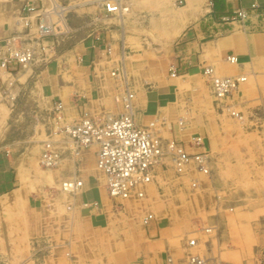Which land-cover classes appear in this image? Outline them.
I'll return each mask as SVG.
<instances>
[{
  "label": "crops",
  "instance_id": "crops-1",
  "mask_svg": "<svg viewBox=\"0 0 264 264\" xmlns=\"http://www.w3.org/2000/svg\"><path fill=\"white\" fill-rule=\"evenodd\" d=\"M56 1L69 7L71 31L41 38L52 0H0V57L35 53L27 68H0V209L32 205L18 244L0 226L9 250L0 264H29L12 252L27 249L28 237L55 245L40 264H166L169 256L184 264L189 254L255 264L251 250L264 247V0H131L121 15L93 0ZM239 10L249 14L244 25L221 21ZM207 67L246 76L232 96L243 124L217 114ZM127 90L137 123L159 120L165 142L208 155L210 174L192 164L179 176L169 160L130 198L109 195L98 146L75 155L65 128L122 115ZM46 152L58 156L55 166L40 165ZM69 180L82 182L76 193L62 191Z\"/></svg>",
  "mask_w": 264,
  "mask_h": 264
},
{
  "label": "built area",
  "instance_id": "built-area-1",
  "mask_svg": "<svg viewBox=\"0 0 264 264\" xmlns=\"http://www.w3.org/2000/svg\"><path fill=\"white\" fill-rule=\"evenodd\" d=\"M131 0H102L101 8L109 15H121L124 4ZM258 10V5L253 6ZM38 9L28 5L29 13ZM70 9L67 5L53 0L51 6L40 16L37 31L41 38L59 36L71 31L68 20ZM264 18V12L261 13ZM245 10H239L233 17H223L222 22L229 24L238 21L244 25L248 19ZM32 48H19L5 57H0V68L7 71H15L27 68L34 60ZM231 64H237L238 58L231 54L226 57ZM204 77L207 80L214 96V105L219 113L227 114L236 120L244 121V115L238 111L232 103V96L239 89L240 84L247 80L246 77L220 76L212 67L204 69ZM173 75H176L174 73ZM135 95L127 90L121 96V102L125 113L118 117H110L104 122L82 117L79 121L65 128L66 134L72 140L75 153H80L92 145L98 146V169L103 173L106 180V189L112 198L128 199L135 190L153 181L154 169L166 165L170 158L174 168L179 174H183L191 164H195L199 171L208 174L209 157L206 153L190 155L177 141L165 142L159 136V125L161 122L155 120L147 126L137 123L134 112ZM62 104L59 103L55 109L60 112ZM162 123H166L163 120ZM183 125L181 121L179 123ZM197 144H201L203 138H195ZM58 156L46 152L43 154L41 164L53 167L57 163ZM82 185V182H71L70 187ZM195 185H197L195 183ZM142 195V194H141ZM154 219L149 215L145 223ZM195 245V240L190 242ZM166 264H180L173 257L167 258ZM184 264H226L219 259L200 255H189Z\"/></svg>",
  "mask_w": 264,
  "mask_h": 264
},
{
  "label": "rangeland",
  "instance_id": "rangeland-1",
  "mask_svg": "<svg viewBox=\"0 0 264 264\" xmlns=\"http://www.w3.org/2000/svg\"><path fill=\"white\" fill-rule=\"evenodd\" d=\"M95 1L100 2V0H93V2H95ZM68 16H70V15L68 14ZM209 89L211 92V97L213 98V104H215L213 92H212L210 87H209ZM214 108H215V105H214ZM215 110H216L217 114L220 115V117L230 118L232 120L237 121L239 124H243L245 121V115L244 114H243L244 115V121L240 122V121L236 120L235 118H233L227 114L219 113V111L216 108H215ZM238 111H240V110H238ZM180 126H183V125H180ZM169 160H170V158H168V160L166 162H168ZM40 165H41V161H40ZM165 167H166V165H165ZM46 168H48V167H46ZM208 170H209V168H208ZM177 174L179 176H181L184 173L179 174L177 172ZM208 174H210V170H209ZM61 188H62V186H61ZM191 188H192V191L194 192L195 187H191ZM31 207H32V205H31L30 201L26 200L24 202H20L17 205L9 206L6 208L1 207V209H0V226H5V227L10 228L9 229L10 230L9 235L11 237V242L14 243V245L18 244V242H19L20 234H21L20 233L21 226L27 225V220L31 219V215H29V211L31 210ZM262 222L264 223V218H263ZM263 226H264V224H263ZM262 234L264 235V233H262ZM46 239L47 238H43V239H36L35 238L34 239V238L28 237V242L26 245L27 249H16V250L14 249V250H12V252L15 251L16 252L15 254H17V255H14L13 257H16L17 259L22 260V262H27L29 264H40V262L44 261L45 258L50 257L55 250V245L51 244V240H49V239L46 240ZM4 243H5L4 242V235H3V233H0V260L2 259L4 252L9 253L8 249L3 248ZM5 244H7V242ZM255 244L258 245L257 243H255ZM246 251L249 253V254L247 253V255L249 256L250 250L246 249ZM251 252H252V256L254 255L253 257H256L255 253L257 255V257L255 259H253V260H255V264H264V247L262 249H257V250L252 249ZM10 253H11V251H10ZM68 253H66L67 257L71 258L72 257L71 252H68ZM189 255H191V254H189ZM237 256H239V255H237ZM240 256H241V254H240ZM186 260H187V258H186ZM222 260H224V259H222Z\"/></svg>",
  "mask_w": 264,
  "mask_h": 264
},
{
  "label": "bare ground",
  "instance_id": "bare-ground-1",
  "mask_svg": "<svg viewBox=\"0 0 264 264\" xmlns=\"http://www.w3.org/2000/svg\"><path fill=\"white\" fill-rule=\"evenodd\" d=\"M53 1V0H52ZM101 3H102V0L100 1ZM98 3V2H97ZM72 7V6H71ZM33 17V16H32ZM246 77V76H245ZM2 95V94H1ZM80 153H78V155H79ZM75 155H77V153H75ZM57 164V163H56ZM42 165V164H41ZM192 165V164H191ZM43 166V165H42ZM44 167H46V166H44ZM187 170H188V168H187ZM187 170H184V173L187 171ZM71 182H79L78 180H73V181H66V182H64L63 184H62V191L63 192H66V193H76L77 192V189L80 187V186H78V187H76V188H73V187H75L74 185L72 186V187H70V183ZM81 182V181H80ZM251 183V182H250ZM69 254V253H68Z\"/></svg>",
  "mask_w": 264,
  "mask_h": 264
}]
</instances>
